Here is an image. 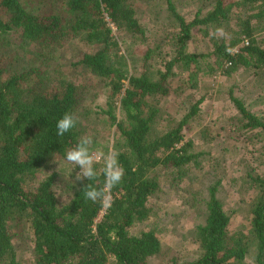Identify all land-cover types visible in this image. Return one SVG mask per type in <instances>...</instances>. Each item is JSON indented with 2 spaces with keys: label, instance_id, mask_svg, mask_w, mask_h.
<instances>
[{
  "label": "trees",
  "instance_id": "trees-1",
  "mask_svg": "<svg viewBox=\"0 0 264 264\" xmlns=\"http://www.w3.org/2000/svg\"><path fill=\"white\" fill-rule=\"evenodd\" d=\"M28 1L36 11H29L23 0H0V264H22L20 239L31 264H152L159 259L168 264H247L252 253L251 264H264V182L259 176L254 178L263 191L250 203L248 229L236 222L235 210L226 209L218 192L221 183L207 186L201 208L196 205L201 190L193 194V208L205 221L194 226L198 250L192 260L172 250L167 254L156 230H138L152 217L162 188L183 190L187 178L190 184L198 179L190 178L197 169L213 162L221 138H234L206 114L213 119L218 113H236L242 118L239 130L264 133V116L245 106L239 85L229 86L231 79L239 84L246 76L264 89V0H210L192 20L179 14L174 0H164L174 19L172 37L156 47L162 49V62L156 63L155 51L149 49L141 61L144 71L136 76L119 45L136 38L145 43L146 31L129 0ZM199 33L205 53L190 50ZM68 39H80L89 50L70 68L56 67L50 79L44 67L51 61L49 51ZM151 59L160 68L156 73L148 66ZM200 61L212 76L223 78L227 92L204 95L192 74L178 79L181 87L169 83L183 70L195 73ZM96 86L103 102L90 101L99 95ZM162 103L172 107L173 121L165 120L167 114L159 116ZM66 112L77 124L61 137L56 122ZM105 118L116 131L107 151L96 154L97 175L90 186L103 189L104 156L110 149L124 174L108 189L107 201L93 202L83 193L89 180L74 184L68 178L65 186L59 175L65 165L71 177L74 166L64 154ZM89 148L94 155L92 143Z\"/></svg>",
  "mask_w": 264,
  "mask_h": 264
},
{
  "label": "rangeland",
  "instance_id": "rangeland-1",
  "mask_svg": "<svg viewBox=\"0 0 264 264\" xmlns=\"http://www.w3.org/2000/svg\"><path fill=\"white\" fill-rule=\"evenodd\" d=\"M210 0H174V4L182 16H184L187 20H192L195 16L196 11L202 7L204 3ZM25 7L29 11H36L37 7L33 6L32 3L28 0H23ZM129 2L133 5L136 10L137 18L141 24V26L145 29V43H141L136 39L133 42L129 43L126 39L120 40V52L123 56H127L129 65H130V73L132 75H140L143 72V64L141 61L143 60L146 52L149 49L155 51L154 57L157 59L156 63H161L162 58L159 54L162 52V46L164 41L169 37H172L173 29L171 26L173 22V16L168 10V5L165 4L164 0H129ZM209 4L203 5L207 7ZM114 30L116 27L111 26ZM118 34V32H116ZM124 34V33H123ZM125 35V34H124ZM122 37L121 34L117 35ZM173 43L170 39L168 44ZM190 50L193 53H205L206 46L202 40V37L199 33L195 37V43L191 44ZM157 46H161V48L156 49ZM89 50L88 46H85L81 43L80 39H68L63 43L62 47L53 48V50L49 51L50 62L45 63V68L48 69V76L50 79H54L56 73L54 69L57 67H61L59 71L64 70V65L71 67V64L76 63L80 54L83 51ZM167 48L163 49L165 52ZM36 59H32L35 61ZM149 68H151L155 73L158 69L155 62L152 63V59L150 61ZM35 64L38 66L39 62L35 61ZM40 66V65H39ZM197 71L187 72L183 70V72L178 74V78H171L169 83L172 85H178L181 87L182 84L178 82V79L185 81L189 74L193 76L194 82H198L201 85L200 91L205 94H212L213 91L221 90L223 92H227L228 88L224 84L223 78L212 76L205 63L200 61L198 65H196ZM85 72H80L81 77L83 79V74ZM245 78V79H244ZM246 78L242 76L239 84L236 82L237 78L231 79L229 86L239 85L237 93L241 99L244 101L245 106L253 111L257 112V115L264 116V89H259V87L255 86L253 81H248ZM84 80V79H83ZM181 81V82H182ZM225 86V87H224ZM96 89L99 92V95H96L95 98H91L90 101H99L102 102L105 100L102 90L96 86ZM237 89H235L236 92ZM184 92V90H183ZM202 93H198L197 96H201ZM225 98H227L225 96ZM162 112L160 113V117H165V120H172L175 118V115L170 116V114L174 111H171L168 106H165V103H162ZM207 102L204 104V110L208 109ZM224 110H227V106L224 105ZM212 113L213 110L211 109ZM227 113V111H225ZM230 114V113H229ZM228 113L225 115H220L218 113L213 119L209 117L208 114L205 115L206 119L211 120L214 124H217V129L219 127H223V132L228 134L233 132L234 138L225 139L221 138L223 141L214 146V160L211 162L205 170H198L196 167L193 169H197L193 176L190 178H198L194 179L190 184L189 178H187V182L184 183L181 187L184 188L181 191H176L175 189L167 186L162 188V194L158 195V200L156 201V207L152 212V217L148 221L141 223L138 229L139 231L145 230H156L159 234L163 245L165 244V251L167 254L170 251H174L177 256L181 259H185L187 261L192 260L197 255L198 247L194 242V226L195 224H203L205 221V216H200V211L198 208H193V204L190 200L193 194H195L199 189L201 190V198L199 202L196 203L197 207H202V199L204 198V194L206 193L207 186H215L218 183H221L219 186V197L225 204L226 209L235 210L238 215L236 222L240 224L239 226L242 228H250V223L253 219L252 212L250 209L251 205L256 202L259 196H261L263 187L259 182L256 181L259 178L264 182V133L259 135V131L249 134V132L244 131L243 129L238 128L242 124V118L240 115L234 113V115H229ZM229 117L228 119H225ZM176 119L178 117L176 116ZM159 124H167V122L159 120ZM209 125H211L209 123ZM115 128L110 125V122L105 118L101 123L98 121L95 124H92L89 127L87 132L85 131V136L90 137L92 139V149L94 150V156L98 158L96 154L99 152H106L108 146L112 145L113 136L115 133ZM250 135V136H249ZM258 135V136H257ZM110 148V147H109ZM204 150V148H201ZM208 148L206 151H211ZM112 153H114L113 149H110ZM206 166V165H205ZM65 165H62L60 168L61 172L59 178H63L66 186V182L68 178H71L69 173H65L64 169ZM215 168L216 172L213 173V169ZM164 172H160L162 175ZM166 175H169L165 173ZM209 186V187H210ZM200 187V188H199ZM66 200V197L62 199V202ZM238 220V221H237ZM20 244V245H19ZM17 246L19 253H22L23 261L22 264H31L32 257L30 252L27 251L25 246L20 239L17 242ZM26 250V252H25ZM253 251V250H251ZM25 253V254H24ZM253 254V253H252ZM247 256V264L253 263V255ZM169 256V255H168ZM169 258L167 257V260ZM152 264H168L162 259L156 260L152 262Z\"/></svg>",
  "mask_w": 264,
  "mask_h": 264
},
{
  "label": "clouds",
  "instance_id": "clouds-1",
  "mask_svg": "<svg viewBox=\"0 0 264 264\" xmlns=\"http://www.w3.org/2000/svg\"><path fill=\"white\" fill-rule=\"evenodd\" d=\"M76 124V117L72 113L66 112L56 122V134L63 137L65 133H68L73 128H75ZM91 143L92 139L90 137L83 138L79 143L76 144L75 147H73L71 150H68L64 154V160L74 166L69 170L74 184L83 183L85 180L90 181V183H88L83 189L86 199L93 202H96L97 200L107 201L109 199L108 189L121 182L124 170L119 163L117 155L109 151L104 156L103 174L105 179L103 189L90 186L91 181L97 175L96 168L94 166L96 157L90 152L89 148ZM52 155L54 157V162L58 166V170L60 168V163L57 161L55 153ZM77 168L79 171L76 172L73 179V173Z\"/></svg>",
  "mask_w": 264,
  "mask_h": 264
}]
</instances>
